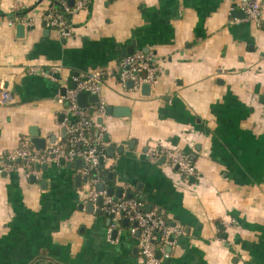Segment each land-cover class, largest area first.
I'll return each instance as SVG.
<instances>
[{
    "label": "crops",
    "instance_id": "obj_1",
    "mask_svg": "<svg viewBox=\"0 0 264 264\" xmlns=\"http://www.w3.org/2000/svg\"><path fill=\"white\" fill-rule=\"evenodd\" d=\"M239 1L92 0L61 38L43 19L49 0H0V98L11 96L0 104V264L145 263L135 225L113 228L99 202L90 207L82 165L1 170L3 154L64 136L62 85L114 70L132 49L156 53L161 71L140 92L106 78L107 108L128 114L96 117L107 135L101 185L184 230L163 264H264V28L245 21ZM24 14L33 26L17 21ZM37 66L57 80L32 74ZM149 144L180 149L199 175L152 163Z\"/></svg>",
    "mask_w": 264,
    "mask_h": 264
},
{
    "label": "built area",
    "instance_id": "obj_2",
    "mask_svg": "<svg viewBox=\"0 0 264 264\" xmlns=\"http://www.w3.org/2000/svg\"><path fill=\"white\" fill-rule=\"evenodd\" d=\"M91 3L92 0H73V4L71 0H49L43 19L47 27L54 30L59 37L70 38L73 34V18L87 11ZM237 9L244 13L246 22L264 28V0H240ZM17 21L31 27L35 19L24 14ZM160 71L161 60L156 53L136 51L126 55L112 71L97 70L75 77V87L67 88L62 85L56 95L57 102L63 106L66 114L62 122L65 134L59 142L44 150L22 146L11 153L3 154L1 160L3 172L11 173L17 162H21L28 176L35 174L34 166L37 165L62 161L72 164L79 160L82 164L81 174L90 186L88 200L92 204H98L99 200H102L100 209L113 218V228L125 219L135 225L131 232L139 234L138 248L144 264H163V258H168L164 249L171 245L170 238L182 236L184 230L176 224H171L163 213L147 211L145 204L137 198H117L106 190L99 189L102 183L100 168L106 158L107 135L105 129L97 124L96 117L106 116L107 103L102 92L105 80L111 74L118 76L122 86L126 87L131 83V90L140 92L144 85L151 86L156 82ZM30 72L57 80L56 71L48 73L37 66L31 67ZM85 92L97 96L98 102L87 108L81 107L78 96ZM10 101V93L4 90L0 104L6 105ZM145 156L152 163H160L165 159L166 164L177 170L186 181L199 175L187 155L178 148L149 144Z\"/></svg>",
    "mask_w": 264,
    "mask_h": 264
},
{
    "label": "water",
    "instance_id": "obj_3",
    "mask_svg": "<svg viewBox=\"0 0 264 264\" xmlns=\"http://www.w3.org/2000/svg\"><path fill=\"white\" fill-rule=\"evenodd\" d=\"M71 3L73 4V0H71ZM243 13V12H242ZM243 17H245L244 13L242 14ZM18 29H19V32L20 31H24L25 28H24V25H19L18 26ZM134 49L130 50L128 54H131L133 53ZM130 86L132 85L131 83L129 84ZM75 85H73L74 87ZM150 89V85H144L143 86V90H149ZM98 102V97L95 96V95H91L90 93H81L79 96H78V103L81 107L83 108H87L89 103H96ZM106 114L107 115H114L116 117H122V116H126L128 114V109L127 108H112V107H108L107 110H106ZM33 144L35 145V147L39 150H44L46 148V143L43 141V140H40V139H34L33 141ZM163 161H165V159H162ZM63 164H66L64 161H62ZM68 165H77V166H80L82 165L81 162L78 160L76 161L74 164H68ZM44 167V165H42ZM37 167L39 168V165H37ZM99 189L100 190H105V187L104 185H100L99 186ZM108 193L110 195H116L118 196L119 198L121 197L122 195V192L121 190H117L116 192L113 190V189H109ZM128 198H133L132 195H129ZM142 200L144 201L145 198H142ZM102 200H99V203H101ZM90 207H93V204H90ZM150 209V207H148V210ZM171 241L174 240V236H172L170 238ZM158 257H160V254L158 253Z\"/></svg>",
    "mask_w": 264,
    "mask_h": 264
},
{
    "label": "trees",
    "instance_id": "obj_4",
    "mask_svg": "<svg viewBox=\"0 0 264 264\" xmlns=\"http://www.w3.org/2000/svg\"><path fill=\"white\" fill-rule=\"evenodd\" d=\"M93 176H95V175H93ZM93 176H91V177H93ZM100 177H101V179H102V177H104L103 164H102V167L100 168ZM87 183H88V180H87Z\"/></svg>",
    "mask_w": 264,
    "mask_h": 264
}]
</instances>
